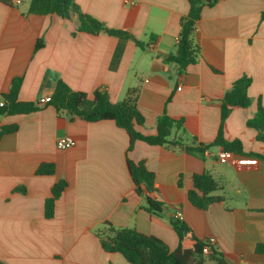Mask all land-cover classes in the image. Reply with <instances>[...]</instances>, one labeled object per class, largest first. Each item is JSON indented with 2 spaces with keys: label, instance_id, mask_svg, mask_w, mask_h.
Here are the masks:
<instances>
[{
  "label": "crops",
  "instance_id": "1",
  "mask_svg": "<svg viewBox=\"0 0 264 264\" xmlns=\"http://www.w3.org/2000/svg\"><path fill=\"white\" fill-rule=\"evenodd\" d=\"M20 1L0 3V101L15 78H22L18 100L34 103L49 100L59 80L89 98L105 91L114 104L139 87L145 124L138 130L155 135L166 113L184 121L185 133L174 130L164 146L137 141L128 151L129 135L113 121L71 120L45 104L31 114L0 116V129L18 126L0 139V264H130L103 250L105 223L154 235L175 250L178 235L150 220L128 160L145 162L155 174L150 196L164 203L165 221L183 220L200 240L215 236L216 253L227 264H264V255L256 253L264 243V161L240 154L221 160L220 147L203 155L185 150L216 139L221 101L246 75L253 105L233 109L224 137L240 140L246 153H264L257 131L247 126L259 99L264 106V0H207L192 36L199 58L185 71L167 60L177 55L188 0H75L83 13L140 44L79 32L77 16L31 14L30 0ZM63 136L77 145L59 150ZM43 163L54 164L55 174L39 176ZM201 173L213 177V194L223 199L206 210L188 198L194 175ZM63 179L68 186L54 216L46 218L45 202Z\"/></svg>",
  "mask_w": 264,
  "mask_h": 264
},
{
  "label": "trees",
  "instance_id": "2",
  "mask_svg": "<svg viewBox=\"0 0 264 264\" xmlns=\"http://www.w3.org/2000/svg\"><path fill=\"white\" fill-rule=\"evenodd\" d=\"M191 6L190 12L181 20V32L177 45V55L171 56L167 61L176 62L185 71L188 66L193 65L199 58V47L193 43L192 36L196 30L197 21L200 18L202 7L207 0H188ZM0 3L13 6L15 0H0ZM29 13L39 15L57 14L63 18L70 19L77 16L80 27L79 32L93 35L106 33L122 40H133L140 44L131 34L122 30L108 28L103 22L83 13L75 0H30ZM22 78L12 81L10 92L4 95V105L0 106V116L24 115L37 112L41 109V103L21 102L18 100V92ZM252 79L244 75L225 93L221 101V122L218 135L211 143H199L195 147L185 146L189 153L204 154L214 147H220L222 151L232 154L248 155L264 161V153H246L240 140L229 141L224 137V126L235 107L249 108L253 105L249 95ZM140 88L132 87L126 92L125 98L119 103H112L105 91H96L93 98L81 91L73 90L64 81L59 80L54 92L46 106L54 107L59 115L65 114L71 120L81 119L87 122L113 121L124 129L130 138L128 151H131L137 141H143L153 146H164L172 143L173 131L185 133L184 121L167 115H162L157 122V133L149 136L138 130L139 126L145 124V118L138 109ZM247 126L257 131V139L264 143V106L259 99L256 106V115L247 121ZM18 130L17 125H8L0 129V139L7 134ZM176 145L183 146V141L177 139ZM129 172L135 191L138 195L145 196L147 206L145 210L150 215V220L178 235L179 243L175 250L171 251L168 245L154 235L144 234L133 228H116L111 223L103 224L110 234H99L101 246L106 252H116L130 264H207L215 261L217 264H227L225 260L218 257L213 249L208 255L203 253L204 243L191 234V229L183 221L172 219L165 221L163 217L164 203L154 200L150 194L156 192L155 174L148 170L145 162L134 163L127 161ZM55 165L43 163L39 166V176H51L55 174ZM68 183L64 179L54 185L52 196L45 202V216L52 218L55 213L56 201L61 197ZM218 184L209 173L195 174L193 177V189L189 191V201L197 208L206 210L210 205L223 199L215 196ZM256 253L264 255V243L256 247Z\"/></svg>",
  "mask_w": 264,
  "mask_h": 264
},
{
  "label": "built area",
  "instance_id": "3",
  "mask_svg": "<svg viewBox=\"0 0 264 264\" xmlns=\"http://www.w3.org/2000/svg\"><path fill=\"white\" fill-rule=\"evenodd\" d=\"M214 1H220V0H214ZM15 2L17 3H21L20 0H15ZM48 102L47 99H41L39 101V103L41 104H46ZM4 105V100L0 101V106ZM77 145V141L71 137V136H63L58 138L57 142H56V147L59 150H67L70 148H73ZM232 153L226 152V151H221L219 154V158L221 160H226L229 159L231 157ZM204 246H203V253L205 255H208L212 252L213 249L216 248V246L218 245V240L215 236H207L205 237L203 240Z\"/></svg>",
  "mask_w": 264,
  "mask_h": 264
},
{
  "label": "rangeland",
  "instance_id": "4",
  "mask_svg": "<svg viewBox=\"0 0 264 264\" xmlns=\"http://www.w3.org/2000/svg\"><path fill=\"white\" fill-rule=\"evenodd\" d=\"M102 234H103V235H108V234H110L109 229H108L107 227H104V228L102 229ZM212 264H215V263H212Z\"/></svg>",
  "mask_w": 264,
  "mask_h": 264
},
{
  "label": "water",
  "instance_id": "5",
  "mask_svg": "<svg viewBox=\"0 0 264 264\" xmlns=\"http://www.w3.org/2000/svg\"><path fill=\"white\" fill-rule=\"evenodd\" d=\"M208 1H210V0H208Z\"/></svg>",
  "mask_w": 264,
  "mask_h": 264
}]
</instances>
